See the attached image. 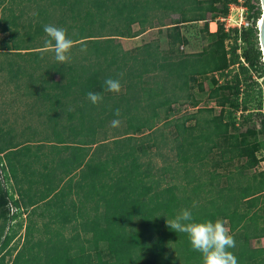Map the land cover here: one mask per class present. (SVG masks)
I'll use <instances>...</instances> for the list:
<instances>
[{
  "label": "trees",
  "instance_id": "1",
  "mask_svg": "<svg viewBox=\"0 0 264 264\" xmlns=\"http://www.w3.org/2000/svg\"><path fill=\"white\" fill-rule=\"evenodd\" d=\"M22 1L29 2L18 0V3ZM40 1L32 0L37 5L35 11L30 16H23L20 10L14 13L9 5L4 6V3L10 4L11 0H0V33H7L0 41V49L4 50L5 55H27L24 60L31 61L35 69L41 70L35 75L27 72L28 80L23 86H30L33 82L30 92L35 89L37 95L41 92L46 94L44 89L47 86L51 90L59 89L62 93L76 91V96L78 93L86 95L89 91L99 92L103 96V108L101 114L90 120L94 123L88 127L90 139L82 141L83 131L77 130V142L71 138V142L76 144L62 146L68 149V154L44 165L45 172L29 169L31 160H27V157H30L31 145L26 141H12L9 134L0 127V142H4L0 144V160L3 161L0 164V253L4 244L15 235L14 230L7 233L12 228L7 229L9 221L17 213H23L26 219L20 246L14 249L10 259L4 260L7 252H2L0 264H175L179 254L187 264H197L200 253L192 249L186 234L176 233L165 221L175 218L180 208H188L197 220H222L235 239V247L230 251L236 256L238 264H264V246L249 245L250 239L264 238V170L248 175L242 172L255 165L256 157L244 139L249 131L239 134L232 131L236 129L238 119L242 123L251 115L247 108V88L256 82L251 79L248 71H257L259 77L264 75L254 24L260 13L258 0L241 1L247 10L246 18L251 19V25L240 29L229 28L227 31L223 30L219 22L214 31H208L207 22L208 19L215 20L217 15L226 14L228 4L236 3L237 0H77V11H74L75 1H71L69 7L66 2L70 0H58V10L62 11V16H51L49 11L43 9ZM165 19L168 21L165 22ZM197 21L202 22L200 31L207 34L209 40L200 50L185 52L179 48L186 43L180 28ZM48 24L65 28L69 38L75 41L83 40L87 51L81 52L80 44L77 43L71 49V59L67 63L55 61L52 52H41L47 39L43 27ZM132 24H137L138 28L133 30ZM162 26L166 38V48L162 50L155 40L129 49H123L114 41L117 37H134L146 28L161 29ZM91 27L95 31L90 30ZM226 40L230 42L228 46H225ZM236 49H239V53ZM20 50H26L22 52L26 54ZM49 53L51 59L47 58ZM10 61H7V65ZM232 66L236 70L223 84H216V80L211 78L213 85L207 97L218 107L216 113L212 112L211 107H196L194 112L169 119L173 111L172 104L197 105L198 99L192 93L195 85L200 86L196 83L197 78H203L209 73L226 76ZM6 71L9 79L17 77L20 72L18 65L6 68ZM109 77L120 80L121 91L117 99H113L116 93L105 90L104 80ZM129 78L136 79L134 83L138 85L139 93L131 90L126 93V90H122L127 88L124 81ZM229 82L230 87L227 86ZM19 85L16 83L15 87ZM110 99H113L111 106L108 105ZM256 105L258 108L260 104ZM141 107H145L149 113L134 116L133 113ZM116 109L122 111L118 118L129 116V119L139 121L134 124L131 122L128 128L110 136L113 143H118L116 150L111 151L108 147L99 152L96 147L105 143L107 136L97 138L96 132L99 126L113 119L111 117H116ZM159 122L164 126L172 125L173 131L164 133L161 127H155ZM142 129H147V132L142 134ZM260 129L264 131L263 119L260 120ZM249 130L254 131L252 128ZM168 134L172 142L169 149L174 150L176 164H166L159 169L170 170L171 179L180 178L178 182L173 181V184L157 192V185L150 189L140 182L141 177L147 175L148 162L139 172H136L135 166L142 164L137 160L146 154L150 146L165 144ZM91 145L93 148L89 149ZM23 147L28 150L19 159L11 155ZM95 150L99 155L94 153ZM107 156H111L110 159L112 156L118 157L124 163L112 171ZM36 157L33 155L32 158ZM239 158H243V161L237 166V176L232 179L231 174H226L225 184L218 185L219 174L214 172L215 168L220 164L230 165L232 160ZM127 159L131 160L125 162ZM208 159L212 169L203 170L209 174L204 180L196 169L206 165ZM75 169L77 184L70 183L71 178L64 182L59 178L55 181L54 174L57 171L68 174ZM32 171L39 175L35 178L30 176ZM8 177L12 180L9 187L5 184ZM128 178L131 183L138 181L140 188L139 194L134 196L129 192L123 197L131 207L125 212L111 209L105 213L104 206L99 205H104L107 199L109 201V190L121 193L123 185L129 183V180L125 181ZM190 188L191 191L187 190ZM61 189L66 191V195L63 199L55 198L54 195ZM211 190L212 194L208 196ZM70 191L77 194V200L69 197ZM50 193L51 196L42 205H35L37 200L46 198ZM79 195L81 199H78ZM51 198H55L56 203L51 204L52 208L44 207ZM92 199L93 203L90 201ZM138 199L140 202L144 200V206L149 211L140 216L138 230L131 231L130 224L137 219L134 216L138 215V206L134 200ZM203 199L204 202H201ZM73 200L77 203H72ZM196 204L204 206L193 212ZM42 217L56 223L49 227L51 223L39 221V228L44 235L29 242L28 236L32 237L37 218ZM111 217L126 220L123 232L111 229L114 226ZM59 222H73V227H68L72 232L65 235L66 227L55 225ZM87 222L91 225L87 224L86 227ZM17 225L20 226L19 221ZM117 233L125 237V240L119 241L120 235ZM142 233L152 240L142 243ZM171 235L176 238L174 246L166 243ZM51 236L55 239L52 240ZM166 244L169 247H165ZM192 258L196 261L189 262ZM185 262L177 261L176 264Z\"/></svg>",
  "mask_w": 264,
  "mask_h": 264
},
{
  "label": "rangeland",
  "instance_id": "2",
  "mask_svg": "<svg viewBox=\"0 0 264 264\" xmlns=\"http://www.w3.org/2000/svg\"><path fill=\"white\" fill-rule=\"evenodd\" d=\"M71 1L72 2L75 1L74 2L75 3V7H74L75 10L74 11H77V0L67 1L66 4L70 7L72 4ZM25 2L26 1H22V2L18 3V0H11L10 4L4 3V6L9 5L12 8V10L14 11V13H18L20 10V12L23 13V16H25V15L30 16L35 11V8L37 7V5L34 4L32 2V0H29V2H27V3H25ZM40 2H41V6L43 7V9L49 11V13L52 14L51 16H58V15L62 16V14H61L62 11L58 10L60 7V2L58 0H41ZM49 2L51 4H48ZM236 4H238V3H236ZM255 6H257V3H255ZM228 10H229V14H231L230 18L234 21H237V18H239L238 15L241 14L240 6H237V5L231 6V9L228 8ZM228 10H227V12H228ZM73 16H75V14H73ZM218 16H220V15H217V17ZM242 17H244L243 13H242ZM164 21L167 22L168 20L165 19ZM209 21H211V19H208V22ZM214 21L216 22L215 26L213 24H209L207 22L208 31H214L216 29V25L218 24L219 20H218V18H216ZM201 26H202L201 21H197L196 23L195 22L187 23V24H184L181 26V28H180L181 32L186 38V43H183L182 45L179 46V48L181 50H183L185 52L197 51V50H200L201 47L208 42L209 36H207V34L200 31ZM163 27L164 26L160 27L161 29H157V27H149V28L144 29L141 33L137 34L136 37H134V38L117 37V38H114V41L118 42L123 49H129V48H132L134 46L141 45L144 42H149L151 40H155L157 45H158V48L162 50V49L166 48V38L164 35V28ZM131 28L133 30L137 29L138 28L137 24H132ZM73 30H75V29H73ZM90 30L95 31V29H92V27L90 28ZM6 36H7L6 32L0 33V41L2 38H5ZM225 43H226L225 46H228L230 44V42L228 40H226ZM3 51L4 50L0 49V127H1L2 131H6L7 134H9V136H11L12 141H14V142L16 141L19 143L24 142V141L34 142V141L41 139V138H42L41 140L43 141V140H45V138H50V137H52L53 139H55V138L58 139V138L66 135V134H68L67 136L73 138L74 141L77 142V130L83 131L82 135H81L82 141L89 140L91 135L89 133L90 129L88 127L90 126L89 124H91V123L94 124L93 122H90V120L92 121V119L94 118L95 115H99L102 113L101 108H103V101L94 105L86 98V95H80L78 93L76 96V93H77L76 91L75 92H69V93H62L59 89H57V91L51 90V88L48 86L44 89V91L47 92L46 94L41 92L37 95L35 93V89H34V92H30V88L34 84H32L33 82H31L30 86H27V87L23 86L25 84V82L28 80L26 74H27V72H31L32 75H35L37 73H40L41 70L39 71L38 69H35L33 67L34 64H32L31 61H29L27 59L24 60L25 56H27V55H24L23 57H18L17 55H15V56L14 55H8V54H12V53H7V55H5ZM24 51H26V50H20L19 52L22 53ZM236 51H237V49H236ZM22 54H26V53H22ZM47 58L51 59L52 55L49 53ZM10 59L12 61H10V64L7 65L9 63L7 61ZM16 65L19 66L20 72H18L19 74H17L18 75L17 77H15V78L11 77L9 79V74L6 71V68H14ZM235 70H236L235 66H232L230 72H228V74L226 76H218L216 73H209L203 78H200V79L197 78L196 83L198 82L200 84V86L198 87L197 85H195L194 88L192 89L193 95L198 99L197 105L195 107H192L188 103H180V104L178 103L175 105L172 104L171 106L173 107V109H172L173 111L170 114L169 119L178 118L181 115L194 112L196 110V107H198V108L211 107L212 112L216 113L218 111V107L215 106L213 100H211L207 97V92H208L209 88L213 85L211 78H214L216 80V84H223L224 80L228 79L230 77V74L232 72H234ZM248 72L250 73L251 79L255 80V82H256L255 84H252L251 87L247 88L248 96H249V100L247 102V108H249L251 115L247 119H245L242 123H241L240 119H238L236 121L237 124L235 123L236 129L232 130L233 132H235L237 134H239V132L243 133L246 130L249 131L248 132L249 134L247 133L246 136H244V139H245V142H247V144L249 146H251L252 154L256 157V163L253 167L246 168L242 171L244 174H247V175L251 174L253 172L264 170V131L262 129H260V120L261 119L264 120V75H263V77H259L257 71L255 72L253 70H249ZM241 75L242 74H240V76ZM54 76H56V75H54ZM129 77H131V76H129ZM124 82L126 83V84L125 83L124 84L127 88L122 89V90H126V93L129 90H131L132 92L135 91L136 93L137 92L139 93L138 85L134 83V82H136V79L130 80V78H129ZM16 83H19L21 85L15 87ZM227 86L230 87L231 82H229ZM74 90H76V88ZM229 91H230V89H228V92ZM143 93H144V91L140 95L142 96ZM116 94L117 95H115V97L113 99L118 98V93H116ZM113 99L109 100L108 105H110V106L112 105ZM257 103L260 104L258 106V108L256 105ZM121 112L122 111H120V113ZM123 112H125V111H123ZM148 113H149V111L145 107H143V108L141 107L138 109V111H135L133 114H134V116L139 117V115L141 116L142 114H148ZM49 114L55 115L54 117H56V119H54L53 117H48ZM123 115H125V114H123ZM66 116H67V119L70 117L69 120L71 122H69V123L67 122ZM111 118H113V119H109L107 121V123H104V125L99 126V128L96 132L97 138L107 136V139H106L107 141L105 143L101 144L100 147L99 146L96 147V150L99 152L104 150V148H108V147L110 148L109 150H111V151L116 150L118 147V145H117L118 143L117 144L113 143L111 141L110 136L113 133L116 134L120 130L128 128L129 124H132L131 122H133V124H134L135 121H139L135 118L129 119V116L125 117V119H123V116L121 118H118V117H111ZM114 119H119L120 124L118 127H112L111 126L110 122ZM60 121H61V123L59 124L58 122H60ZM189 122H192V120H190ZM63 123H65V125L66 124H68V125L66 127H64ZM84 125H86L85 128L83 127ZM155 127H158V128L161 127L162 128L161 130L166 134L168 131H173V129H174L172 127V125L164 126L161 124V122L156 124ZM250 128H252L254 130L253 131L254 133L252 131L250 132V130H249ZM142 130H143L142 134L147 132V129H142ZM168 137L169 138L166 140L165 144L156 143L158 145L150 146L148 148V150L146 151V154L144 156H141V158H138L140 160H137V162L140 161V162H142V164L140 166H139V164L135 166L136 172L137 171L139 172L140 169H142L144 167V164L148 162V164H146V166L149 167L147 175L145 177H141L140 182H143L144 186H149L150 189L154 188L157 185L158 186L157 189L155 188V190H157V192L160 190V188L165 187L168 184H173L172 183L173 181L178 182V178H180V177H177V178L174 177L175 179L174 178L171 179L169 177L172 174L170 170L164 171L163 169H159V167L162 168L166 164H176V158L174 155L175 154L174 150L169 149V146L172 144L171 135L168 134ZM143 139L147 140V138H143ZM2 143H4V142H0V144H2ZM29 144H31V143H29ZM26 148L27 147H23L17 151H14L11 153V155L16 156L19 159V157L21 155L26 154V152L28 150ZM96 150L94 151V153L96 155H99V152H97ZM49 151H50V153L56 155L54 161L59 158L58 153L54 149H49ZM75 152H77V150H75ZM107 152H108V149H107ZM7 156H9V154ZM107 157H108V163L111 164V166H112V171L115 169V167L117 165L124 163V162H122V160H120V158L118 159V157L112 156V159L115 161L110 159L111 156H107ZM129 160H131V159H127V160H125V162H129ZM242 161H243V158L234 159V160H232L230 165L229 164H222V165L220 164L218 167H216L214 172L219 174L218 185L223 186L225 184V182H226L225 175L226 174L227 175L231 174L232 179L235 178L237 176L235 173L237 170V166ZM32 162L34 163V161H32ZM209 162H210V160L208 159L206 165H201L199 170L196 168H193V169H196L197 174H200L201 179L203 178L205 180V179H207V175H209L207 172H205L203 170L210 171V169H212L209 166ZM0 164H3V161L1 162V160H0ZM47 169H48V167H47ZM110 175H112V173H110ZM75 178H76V180L71 181L70 183L77 184V173L75 174ZM130 178L125 180V181L129 180V183L127 182V183H125V185H123L121 193L114 191V189L109 190V192H110L109 201H107L108 200L107 199L106 202H104V205L100 204L99 206H104L105 211L106 210L109 211L111 209H112V211L114 210V211H120V212L128 211L131 206L129 205L127 199H125L123 197H125V195H127V194H130L129 192L133 193L135 196L136 194H139L138 192L140 191L139 190L140 188H138L137 179H136V181H137L136 183H134V182L131 183ZM181 182H183V181L181 180ZM5 184L7 187L10 186L9 182H6ZM189 185H191V184H189ZM189 185L187 186V188H189ZM211 187H213V189L215 188V186H211ZM191 188H194V187H191ZM191 188L187 189V190L191 191ZM174 189L177 190L176 188H174ZM212 190L207 193L208 196H210L212 194ZM176 192H178V191H176ZM64 193H66V191H64V189L58 190L57 193L54 195V197L63 199L62 197L64 195H66ZM71 195L73 196L72 198L74 200H77L76 199L77 197L75 198V196H77V194L75 195L73 193ZM55 198H51V200H49L47 202V204L44 205V207H51L53 205V202L56 203ZM118 198H120L119 202H118ZM78 199H81L80 195L78 196ZM74 200L72 201V203L73 202H74V204L77 203V201H74ZM90 201H91V203H93V199ZM134 201L137 203L136 205L138 206L137 207L138 211L136 213L138 215H137V217L134 216V218H137V219L132 221V224H130L131 227L128 226V229L130 227L131 231H133V229L138 230L137 226L139 225V220L141 219L140 216L142 214H144L145 212L149 211V209H147L144 206V203H143L144 200H142V202H140V199L134 200ZM68 202H67L66 206H68ZM201 202H204V199L201 200ZM203 204H196L193 207L194 208L193 212L195 211L196 208H199L201 210V207L206 205V202L204 205ZM207 206H206V208L209 209V206L208 207ZM181 209L182 208H180V210ZM48 211H50V209ZM51 211H53V210H51ZM105 213H107V211ZM66 214H67V212H66ZM136 214H134V215H136ZM51 216L54 217V213H52ZM130 216H128L127 218H129ZM33 217H35V216H32V218ZM22 219H24V215L23 214L18 215V213H17V215L14 216V219L12 221H9V223L7 224V229L12 227L10 230L7 231V233L9 234L11 230L12 231L14 230L15 235L13 237H11L4 244L3 249L1 250V253L3 252V254L7 252L4 256V260L10 259L13 252H15L14 249L18 248L20 246V243L22 242L24 230H23V227L20 228L17 225V222L18 221L22 222ZM111 219L114 222V226H112L111 229L115 230V231L117 229V230H120L121 232H123L122 227H123V223H125L126 220L125 219L122 220L121 218L115 220L114 217H111ZM87 224H88V226L91 225L90 222H87L85 224L86 227H87ZM36 225L37 226L35 228V231L31 232L32 237L28 236L29 242H33V239H35L37 237H41L44 235L43 232L41 231V229L39 228L38 218L36 220ZM55 225H58L59 227H61V226L66 227L64 230L65 235H68L69 233L72 232V229L69 230L68 227H73V222H66L64 224L59 222L58 224H55ZM142 225L143 224H141V227H142ZM124 226H125V229H127L126 225H124ZM142 234H143V235H141V238L143 239L142 243H144L146 241L150 242V240H152V238L146 236L145 233H142ZM118 235H120V234H118ZM51 239L54 240L55 238H53V236H51ZM118 239H119V241H122V239L125 240V237H122V235H120V238H118ZM147 239H149V240H147ZM171 239L169 241H167L166 243H171V245L173 244V246L176 245V238L174 239V237L171 235ZM57 240H59V239H57ZM121 243H123V242H121ZM156 243H158V241ZM249 245L252 247L264 246V238L259 237L256 239L255 238L250 239ZM165 247H169V245L166 244ZM177 258H178V260H177L178 263L179 262H185L184 261L185 258L183 260L182 256H180V254ZM195 258L197 259V256H195ZM193 261H196V260H194L192 258V260H190L189 262H193ZM176 262H174V263L176 264Z\"/></svg>",
  "mask_w": 264,
  "mask_h": 264
},
{
  "label": "clouds",
  "instance_id": "3",
  "mask_svg": "<svg viewBox=\"0 0 264 264\" xmlns=\"http://www.w3.org/2000/svg\"><path fill=\"white\" fill-rule=\"evenodd\" d=\"M43 31L47 39L40 51L54 53V59L57 62H69L71 49L77 43L80 44L81 52L87 51L86 43L83 40L75 41L69 38L63 27L48 24L44 25ZM104 86L108 92L119 93L121 91L119 79L106 78ZM86 98L94 105L103 100L101 93L92 91L86 94ZM114 115L119 117V109L115 110ZM110 123L112 127H118L120 121L114 119ZM165 221L167 226L176 233L186 234L192 249L200 253L197 264H238L236 256L230 251L235 247V239L222 220H197L188 208H182L175 218Z\"/></svg>",
  "mask_w": 264,
  "mask_h": 264
},
{
  "label": "crops",
  "instance_id": "4",
  "mask_svg": "<svg viewBox=\"0 0 264 264\" xmlns=\"http://www.w3.org/2000/svg\"><path fill=\"white\" fill-rule=\"evenodd\" d=\"M209 24H213L215 26V21L211 20L208 22ZM136 37V36H134ZM134 37H130V38H134ZM55 115H50L48 117H53L54 119H56V117H54ZM60 116V115H59ZM68 123L71 122V121H67ZM59 124L61 123L58 122ZM64 127H66L68 124L65 125V123H63ZM65 131V130H64ZM11 137V136H9ZM42 139V138H41ZM41 139H38L34 142L32 141H26L27 144L31 143V151H30V157H27V160H31L30 162V165H29V169H32V170H38V171H43L45 172V168H44V165H47L49 162H53L56 155L55 154H52L50 153L49 149H54L57 153H58V156L59 157H62V156H65L68 154V149H64V148H61L62 146H71V145H74L76 144L75 142H71L73 139H71V137L64 135L58 139H53L52 137L50 138H45V140H41ZM50 139V140H49ZM16 142V141H15ZM18 143V142H17ZM33 143V144H32ZM53 147V148H52ZM61 148V149H60ZM93 148V145L90 146L89 149H92ZM33 155H36L37 159H33ZM34 161V163L32 162ZM36 161H38L36 163ZM31 171H29L27 174H29ZM77 173V169L73 170V171H70V173L68 174H61L59 173V171H57L54 175H55V181L57 178H59V180H61L62 182H64L66 179L68 178H71L72 181L76 180L75 178V174ZM39 174H33V171H32V174L30 176H37ZM35 178V177H34ZM7 182H9V184L12 185V180L8 177V179L6 180ZM44 181V180H43ZM61 183V182H60ZM37 187L39 188V183L37 184ZM43 187V186H42ZM13 191V196L15 197V194H14V189L12 190ZM52 193L49 194V196H47L46 198H43L42 200H37L35 203V205H42L46 199H48L50 196H51ZM73 194L72 192L70 193V197L72 198L73 196L71 195ZM23 214V213H21ZM24 215V214H23ZM46 217H42L41 219H38L40 222L42 221H46V222H49L51 224H49V227L50 226H53L54 224L53 223H56V222H50L48 221L47 219H45ZM72 221V220H71ZM26 223V219H25V216H24V219H22V222L20 221V228L23 227L24 228V224Z\"/></svg>",
  "mask_w": 264,
  "mask_h": 264
},
{
  "label": "built area",
  "instance_id": "5",
  "mask_svg": "<svg viewBox=\"0 0 264 264\" xmlns=\"http://www.w3.org/2000/svg\"><path fill=\"white\" fill-rule=\"evenodd\" d=\"M241 1L242 0H237L236 3H238V4H236L235 2L228 4L229 9H231V6H236V5L240 6L241 14L238 15L239 18H237V21H234L230 18L231 14H229V10L225 15H223V16L221 15V16L217 17L219 20V23L222 25V28L224 31H227L229 28L235 27V28L240 29V28H246V27L251 25V19H247L246 15H245L247 13L246 7L242 5ZM242 13H243L244 17H242ZM254 24L256 27L258 24V18L255 19ZM237 53H239V49L237 50ZM239 59H240V62L243 63L242 58L239 57Z\"/></svg>",
  "mask_w": 264,
  "mask_h": 264
},
{
  "label": "water",
  "instance_id": "6",
  "mask_svg": "<svg viewBox=\"0 0 264 264\" xmlns=\"http://www.w3.org/2000/svg\"><path fill=\"white\" fill-rule=\"evenodd\" d=\"M259 22L257 24V44L260 50L261 62L264 70V0H258Z\"/></svg>",
  "mask_w": 264,
  "mask_h": 264
},
{
  "label": "bare ground",
  "instance_id": "7",
  "mask_svg": "<svg viewBox=\"0 0 264 264\" xmlns=\"http://www.w3.org/2000/svg\"><path fill=\"white\" fill-rule=\"evenodd\" d=\"M259 19V18H258ZM259 22V21H258Z\"/></svg>",
  "mask_w": 264,
  "mask_h": 264
}]
</instances>
